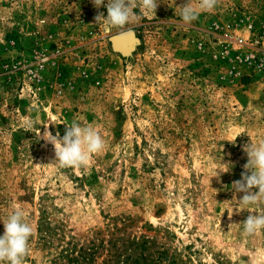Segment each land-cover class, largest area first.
<instances>
[{
  "label": "rangeland",
  "instance_id": "374dc122",
  "mask_svg": "<svg viewBox=\"0 0 264 264\" xmlns=\"http://www.w3.org/2000/svg\"><path fill=\"white\" fill-rule=\"evenodd\" d=\"M157 3L104 31L95 16L107 8L93 0H0V217L20 207L33 228L23 264L60 250L38 242L41 216L79 242L147 238L192 264L264 251V230L240 224L264 205L245 209L232 188L243 146L264 142V0H218L190 24L187 0ZM73 121L105 146L86 166L59 167L42 136Z\"/></svg>",
  "mask_w": 264,
  "mask_h": 264
},
{
  "label": "clouds",
  "instance_id": "9594fccd",
  "mask_svg": "<svg viewBox=\"0 0 264 264\" xmlns=\"http://www.w3.org/2000/svg\"><path fill=\"white\" fill-rule=\"evenodd\" d=\"M217 2L218 0H187L186 4L180 6V17L185 24H190L198 18L200 12H212ZM93 4L96 8H107L106 17L103 12L95 16L96 24L104 31L123 29L126 25L138 23L142 17L156 12L159 5L157 0H108L106 5L105 0H93ZM42 139L53 145V162L59 167L86 166L90 156L101 152L105 146L100 133L92 127H82L76 121L66 127L63 137L59 132L53 135L51 131H45ZM243 151L248 157L244 165L245 171L241 173V179L233 181L232 188L236 193L244 194L238 202L248 210L247 206L264 205V142L256 144L251 141L243 146ZM215 176L218 177L219 173ZM254 213L258 214L249 215L240 223L243 233L250 237L264 230V212ZM0 221L5 229L0 236V264H23L33 235L32 226L25 220L24 210L14 206L5 217H0ZM249 264H264V251L258 250L250 256Z\"/></svg>",
  "mask_w": 264,
  "mask_h": 264
},
{
  "label": "trees",
  "instance_id": "16d2710c",
  "mask_svg": "<svg viewBox=\"0 0 264 264\" xmlns=\"http://www.w3.org/2000/svg\"><path fill=\"white\" fill-rule=\"evenodd\" d=\"M123 226L130 223L129 218L118 220ZM116 220L113 223L114 232L123 229L117 227ZM63 224H57L49 218L41 216L36 227L38 242L42 247H60L56 258L51 264H192L189 259L183 260L174 252L156 246L147 238L110 237L109 240L92 238L87 242L76 241L74 236L65 233ZM68 235L69 240L63 244V238ZM99 251L104 257L98 262Z\"/></svg>",
  "mask_w": 264,
  "mask_h": 264
},
{
  "label": "water",
  "instance_id": "95a60500",
  "mask_svg": "<svg viewBox=\"0 0 264 264\" xmlns=\"http://www.w3.org/2000/svg\"><path fill=\"white\" fill-rule=\"evenodd\" d=\"M128 34H129L128 32L122 33V34L116 36L115 40H116L119 36H121V35H128Z\"/></svg>",
  "mask_w": 264,
  "mask_h": 264
},
{
  "label": "bare ground",
  "instance_id": "6f19581e",
  "mask_svg": "<svg viewBox=\"0 0 264 264\" xmlns=\"http://www.w3.org/2000/svg\"><path fill=\"white\" fill-rule=\"evenodd\" d=\"M125 37H126V38L129 37V35H125Z\"/></svg>",
  "mask_w": 264,
  "mask_h": 264
}]
</instances>
